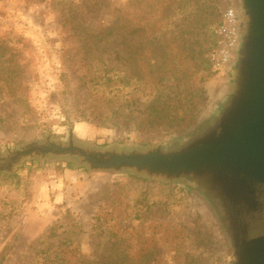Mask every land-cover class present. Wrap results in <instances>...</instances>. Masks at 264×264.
<instances>
[{
    "label": "rangeland",
    "instance_id": "374dc122",
    "mask_svg": "<svg viewBox=\"0 0 264 264\" xmlns=\"http://www.w3.org/2000/svg\"><path fill=\"white\" fill-rule=\"evenodd\" d=\"M238 5L0 0V264H230L220 218L186 182L92 172L68 157L9 162L33 140L178 141L231 85L232 66L209 53Z\"/></svg>",
    "mask_w": 264,
    "mask_h": 264
},
{
    "label": "water",
    "instance_id": "95a60500",
    "mask_svg": "<svg viewBox=\"0 0 264 264\" xmlns=\"http://www.w3.org/2000/svg\"><path fill=\"white\" fill-rule=\"evenodd\" d=\"M238 4L243 24L231 85L210 117L178 141L104 148L72 140L47 145L33 140L11 155V167L37 155L43 160L68 157L92 172L186 182L219 218L221 208L234 209L241 202H251L257 188L264 186V0H238ZM230 264H264V235L231 252Z\"/></svg>",
    "mask_w": 264,
    "mask_h": 264
},
{
    "label": "flooded vegetation",
    "instance_id": "af4514ba",
    "mask_svg": "<svg viewBox=\"0 0 264 264\" xmlns=\"http://www.w3.org/2000/svg\"><path fill=\"white\" fill-rule=\"evenodd\" d=\"M42 144L47 145L49 141ZM9 163H12L11 159ZM220 210V220L230 253L238 252L244 242L264 235V186L257 188L251 202H241L234 209ZM253 223L259 224L256 226ZM259 226L262 229L259 230Z\"/></svg>",
    "mask_w": 264,
    "mask_h": 264
},
{
    "label": "built area",
    "instance_id": "2783aa9c",
    "mask_svg": "<svg viewBox=\"0 0 264 264\" xmlns=\"http://www.w3.org/2000/svg\"><path fill=\"white\" fill-rule=\"evenodd\" d=\"M243 17L238 6L227 7L216 29L215 45L209 53L210 62L217 67L233 65L240 40Z\"/></svg>",
    "mask_w": 264,
    "mask_h": 264
},
{
    "label": "trees",
    "instance_id": "16d2710c",
    "mask_svg": "<svg viewBox=\"0 0 264 264\" xmlns=\"http://www.w3.org/2000/svg\"><path fill=\"white\" fill-rule=\"evenodd\" d=\"M4 258V257H3ZM2 262V261H1Z\"/></svg>",
    "mask_w": 264,
    "mask_h": 264
}]
</instances>
